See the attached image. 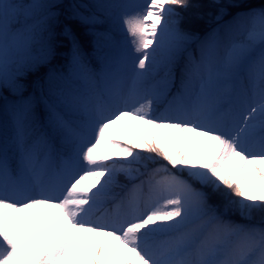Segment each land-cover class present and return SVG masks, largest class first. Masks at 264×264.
Wrapping results in <instances>:
<instances>
[{
  "label": "snow or ice",
  "instance_id": "1",
  "mask_svg": "<svg viewBox=\"0 0 264 264\" xmlns=\"http://www.w3.org/2000/svg\"><path fill=\"white\" fill-rule=\"evenodd\" d=\"M0 101V264H264V0H0Z\"/></svg>",
  "mask_w": 264,
  "mask_h": 264
},
{
  "label": "trees",
  "instance_id": "2",
  "mask_svg": "<svg viewBox=\"0 0 264 264\" xmlns=\"http://www.w3.org/2000/svg\"><path fill=\"white\" fill-rule=\"evenodd\" d=\"M130 2L135 3L136 0H130ZM206 5L208 4V2H204ZM198 10L196 9H188L186 11H182V16H183V23H182V27L185 28L186 30H191V31H196L198 33H200L201 35H203L205 32L210 31L212 27L215 26L213 20H212V13H214V9H212L211 7H205L201 10H199V12L202 14V18H197L196 12ZM114 36L116 38L117 41H120L121 37H124V35L120 32V31H115L114 32ZM105 52L108 53H114V50L112 49H102L101 50V55H103ZM122 79V76H121ZM32 89L29 88L27 92L24 93L25 96H29L30 93H32ZM174 92V89H173ZM170 98V97H169ZM16 97L12 96L11 94L6 93L5 94V100L7 101V104L10 106L11 103L13 102V100H15ZM4 101H0V105H3ZM42 108V106H41ZM163 111V105L158 107V112H162ZM4 128H6L7 131L10 132V121L8 119V115L7 112L5 111L4 113ZM127 126L132 129V130H138V135H140L142 138H146V134H145V126L143 125H138L135 121H128L126 122ZM115 133H117L119 135L120 138V142L123 143L125 140L129 139L130 137L127 135V133L122 129V128H117L114 130ZM9 135V134H8ZM7 136V135H5ZM101 153H110L113 150L107 148L106 146L102 145L101 146ZM160 163L162 164H166V162L164 161H160ZM158 166V165H157ZM170 168V166H169ZM172 171H175V169H172ZM119 183L121 185H123L124 187L121 188H116L115 191L119 193V196L117 197L116 200L113 201H109L106 205L105 208L107 210H110V212L113 213V211H117V204L120 201L121 197H124L125 192L127 190L126 188V184L130 181H128L124 176H120L118 177ZM136 183H138V181H136ZM119 211H124L123 207H121L119 209ZM230 217L232 220L237 221V222H244L241 220V217H239L238 215L235 214H230ZM260 220V218H259ZM251 222H255V220L251 221ZM256 223H259V221H257Z\"/></svg>",
  "mask_w": 264,
  "mask_h": 264
},
{
  "label": "rangeland",
  "instance_id": "3",
  "mask_svg": "<svg viewBox=\"0 0 264 264\" xmlns=\"http://www.w3.org/2000/svg\"><path fill=\"white\" fill-rule=\"evenodd\" d=\"M209 2V0H202V2L204 3V2ZM237 112H238V115H240V118L242 119L243 118V115H245L246 113L244 112V109H243V107H239L238 109H237ZM163 135H166V134H162V136ZM199 140H200V138H195V141L196 142H199ZM185 148H187V145H185ZM203 149L202 148H198L197 147V143H193V145H192V152H193V154L195 155V154H198L200 151H202ZM233 214H235V215H238L239 216V214L238 213H233ZM240 217V216H239ZM259 215H257L255 218H254V220H255V222L254 223H256L257 221H259Z\"/></svg>",
  "mask_w": 264,
  "mask_h": 264
}]
</instances>
